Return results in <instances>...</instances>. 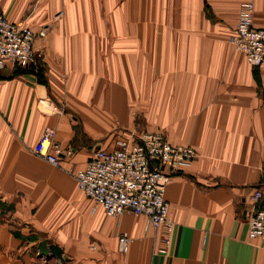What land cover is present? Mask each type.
I'll list each match as a JSON object with an SVG mask.
<instances>
[{
    "label": "crops",
    "instance_id": "crops-1",
    "mask_svg": "<svg viewBox=\"0 0 264 264\" xmlns=\"http://www.w3.org/2000/svg\"><path fill=\"white\" fill-rule=\"evenodd\" d=\"M243 2L264 27V0H0L8 21L44 32L35 65L0 70V202L12 205L0 264H264V241L247 237L253 195L264 196V65L229 43ZM44 128L73 151L59 168L29 153ZM143 132L197 152L165 191L166 255L154 253L163 229L91 213L67 172ZM42 241L63 262L40 259Z\"/></svg>",
    "mask_w": 264,
    "mask_h": 264
},
{
    "label": "built area",
    "instance_id": "built-area-1",
    "mask_svg": "<svg viewBox=\"0 0 264 264\" xmlns=\"http://www.w3.org/2000/svg\"><path fill=\"white\" fill-rule=\"evenodd\" d=\"M254 5L243 2L229 43L242 53L253 69L264 65V27L253 26ZM38 35L22 23H12L0 11V70L11 65L20 70L29 69L37 62L33 45ZM32 153L53 167H60L62 157H70L71 149H62L55 140V131L44 128ZM196 151L189 145L169 144L160 133L129 135L119 139L115 148L96 149L84 167L67 172L74 178L76 187L87 197L93 207L91 213L101 208L108 217L129 213L144 217L145 230H164L161 246L155 254L166 255L174 230L173 214L165 200V191L173 177L192 165ZM253 207L247 218L249 240L264 241V196L256 191ZM130 238L126 233L117 237L121 255L129 250Z\"/></svg>",
    "mask_w": 264,
    "mask_h": 264
},
{
    "label": "water",
    "instance_id": "water-1",
    "mask_svg": "<svg viewBox=\"0 0 264 264\" xmlns=\"http://www.w3.org/2000/svg\"><path fill=\"white\" fill-rule=\"evenodd\" d=\"M39 258L50 259L51 257L57 258L60 262H63L61 249L56 245H47L46 241H42L38 245Z\"/></svg>",
    "mask_w": 264,
    "mask_h": 264
},
{
    "label": "rangeland",
    "instance_id": "rangeland-1",
    "mask_svg": "<svg viewBox=\"0 0 264 264\" xmlns=\"http://www.w3.org/2000/svg\"><path fill=\"white\" fill-rule=\"evenodd\" d=\"M37 57V56H36ZM143 133H148V132H143ZM143 133H141V134H143ZM152 133H157V132H152ZM140 134V135H141ZM139 136V135H138ZM162 136L165 138V136L162 134ZM166 140V139H165ZM167 141V140H166ZM168 142V141H167ZM169 143V142H168ZM170 144V143H169ZM65 150V149H64ZM31 155H33L34 157H36V158H38L35 154H33L32 153V151L30 150V152H29ZM196 157H197V152H196ZM196 157H195V159H196ZM38 159H40V158H38ZM194 159V160H195ZM40 160H42V159H40ZM194 160L192 161V163L194 162ZM44 161V160H43ZM45 162V161H44ZM48 164V163H47ZM53 167V166H52ZM55 168V167H54ZM56 168H59V167H56ZM72 169V168H71ZM80 169V168H79ZM73 170H77V169H73ZM72 177V176H71ZM73 178V177H72ZM74 179V178H73ZM75 181V180H74ZM76 184V183H75ZM11 206L12 205H7V204H3V203H1L0 202V220H2V218H1V216H4L5 215V218L4 219H8V217H9V215H10V213H11V210H12V208H11ZM123 216V215H122ZM121 217V216H120ZM115 218H119V217H115ZM35 252V251H34ZM32 253H33V251H32ZM36 253H37V256H38V249H37V251H36ZM39 257V256H38ZM40 259H43V258H40Z\"/></svg>",
    "mask_w": 264,
    "mask_h": 264
}]
</instances>
